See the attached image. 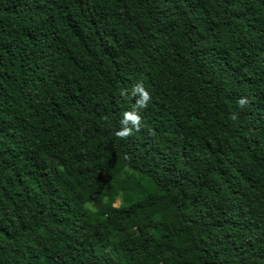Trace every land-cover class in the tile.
Returning <instances> with one entry per match:
<instances>
[{
	"label": "trees",
	"instance_id": "1",
	"mask_svg": "<svg viewBox=\"0 0 264 264\" xmlns=\"http://www.w3.org/2000/svg\"><path fill=\"white\" fill-rule=\"evenodd\" d=\"M0 264H264V0H0Z\"/></svg>",
	"mask_w": 264,
	"mask_h": 264
},
{
	"label": "clouds",
	"instance_id": "2",
	"mask_svg": "<svg viewBox=\"0 0 264 264\" xmlns=\"http://www.w3.org/2000/svg\"><path fill=\"white\" fill-rule=\"evenodd\" d=\"M120 95L127 98L129 93L127 90L121 89ZM130 95L136 98L135 104L129 110L123 112L122 119L120 121L121 128L115 133V135L121 139L128 138L133 134L134 130L136 132L141 130L143 118L140 113L142 110L148 107V104L151 100V94L145 87V84L142 80L133 85ZM247 103L248 100L246 97H242L238 100V104L241 107L245 106ZM235 118L236 117L234 115L233 119ZM104 119L107 120L108 117L105 116Z\"/></svg>",
	"mask_w": 264,
	"mask_h": 264
}]
</instances>
